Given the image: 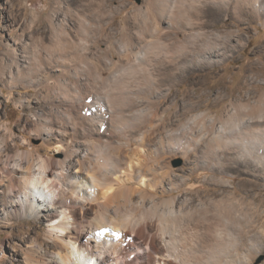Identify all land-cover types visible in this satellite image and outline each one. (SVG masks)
Here are the masks:
<instances>
[{
  "label": "bare ground",
  "instance_id": "6f19581e",
  "mask_svg": "<svg viewBox=\"0 0 264 264\" xmlns=\"http://www.w3.org/2000/svg\"><path fill=\"white\" fill-rule=\"evenodd\" d=\"M39 3L0 37V221L45 226L18 264H253L264 239L224 224L264 229L262 67L225 71L264 0Z\"/></svg>",
  "mask_w": 264,
  "mask_h": 264
},
{
  "label": "rangeland",
  "instance_id": "374dc122",
  "mask_svg": "<svg viewBox=\"0 0 264 264\" xmlns=\"http://www.w3.org/2000/svg\"><path fill=\"white\" fill-rule=\"evenodd\" d=\"M39 1H41V0H0V37H2L3 40H6V39H9L13 36L12 21L17 19V17L15 18V16H17V15L21 16V12L17 11L18 5H21L23 3V4H26L28 6V9H33L31 6L32 4H35V5L41 7V4L39 3ZM42 1H44V0H42ZM130 1L137 4V3H140L142 0H130ZM12 5H14V6H12ZM25 14H26V16L30 17L31 11L26 12ZM231 23H232V21H231ZM239 29H241V32L243 33L244 42L248 41V45L246 46V48L244 50L237 51L235 53L234 59L232 61H229L226 64L225 79L227 82H229V80L231 81L232 74L234 72H237V75L232 79L233 83H227V85H226L229 92L234 89L236 83L240 82L241 80L248 79L246 77L248 74V73H246V67H248L247 65H249V63L255 62L256 60H259V62H260V64H259V62H257L258 66L262 67L261 74H259V82H260V84L264 83V50L262 48H258V47L256 48L255 47L261 42V40L264 39V36H263L264 30L261 27L260 22L257 20H254V21L252 20L251 23L244 21L240 24ZM0 48H1V46H0ZM238 67H239V69L237 70ZM216 69H218V67H216ZM210 86H211V90H212L210 93V96H211L210 101L203 99L202 101L197 102V104L195 105V114L206 112L208 110V107H209L208 103H210L211 100L213 99V95L216 92H220L223 90V89L217 90V88H214V86H215L214 80L210 81ZM2 96L3 95L0 93V98H1V100L4 101L5 96H3V98H2ZM90 101H91V98H90ZM90 101H89V103H90ZM243 101L245 102V100H243ZM6 105H7L8 111H10V112L15 111L14 116L11 118L10 122L14 123L17 121V119H19L23 116L22 111H20L12 102L6 103ZM227 105L229 106V103H228V101H225L224 103L221 104V106L219 105V106L212 107L211 112H210L211 115L207 114L206 117L204 118L205 121H207V122H205V124L211 125V123H208L210 121V118L214 116V113L215 114H216V112L219 113L222 108L228 107ZM91 106H93V107H87L85 117H89L90 113H92V112H94V114L100 112L98 110V105L96 103L92 104ZM215 122H214V124H215L214 125V127H215L214 132L216 129L218 130V127L220 125V123H217L218 121H215ZM197 128H199V127L197 126L195 131L197 130ZM196 132H198V131H196ZM211 137L213 138V136H211ZM31 144L33 146H37L39 144V141L35 140V139H31ZM182 163H183V159L180 158L179 156L174 158V160H173V164H175L176 166L177 165L181 166ZM236 183H237V180H236ZM257 192L258 191H256V193ZM260 193L264 194V190L260 191ZM253 201L255 204L260 203L261 205H263L264 204V196L259 195L258 198H256ZM246 211H247L246 208L242 209L244 217L248 218L249 216L250 217L253 216L251 211H247V213H245ZM231 214H229L228 216L229 217L231 216L230 219L235 220L236 222L235 223H232L231 221H229V223L225 222L224 225H226L227 228L230 227V228L234 229V228H236L235 227L236 225H238L237 228L242 226V228H243L242 231L244 232L245 236L247 235V232L249 234V235H247V238L251 239V236L252 237L254 236L253 239L255 238L256 240H258V238L261 241L264 239V229L263 228L257 226L256 224L253 225V224H250L249 222L247 223L246 220L244 221V219H242V218L235 217L236 216V215H234L235 213L234 214L231 213ZM230 222H231V224H230ZM251 226L254 228H250ZM107 229H109V228H107ZM44 230H45L44 225H42L41 223L39 224L38 221L33 220V219H29V218L28 219H20V220H17L16 222L14 221L12 223H9L8 221H4V222L0 221V249H3L7 255L6 260L1 264L22 263L23 256L18 251L19 244H26L28 242H31V240H33L36 237V235H39L41 237ZM90 239H92V237H90ZM92 240H94V239H92ZM92 240H90L91 244L95 245V241H92ZM260 240H258V241L260 242ZM251 241H253V240L251 239ZM107 248H109V246ZM253 264H264V253L258 254L256 256V258L254 259Z\"/></svg>",
  "mask_w": 264,
  "mask_h": 264
}]
</instances>
